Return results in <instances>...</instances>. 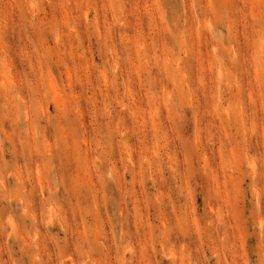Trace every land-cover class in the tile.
I'll return each instance as SVG.
<instances>
[{
  "label": "rangeland",
  "instance_id": "374dc122",
  "mask_svg": "<svg viewBox=\"0 0 264 264\" xmlns=\"http://www.w3.org/2000/svg\"><path fill=\"white\" fill-rule=\"evenodd\" d=\"M0 264H264V0H0Z\"/></svg>",
  "mask_w": 264,
  "mask_h": 264
}]
</instances>
